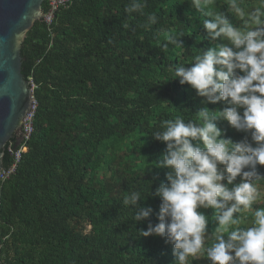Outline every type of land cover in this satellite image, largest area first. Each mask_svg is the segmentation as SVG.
I'll return each instance as SVG.
<instances>
[{"label": "trees", "instance_id": "obj_1", "mask_svg": "<svg viewBox=\"0 0 264 264\" xmlns=\"http://www.w3.org/2000/svg\"><path fill=\"white\" fill-rule=\"evenodd\" d=\"M130 2L72 0L50 29L36 22L25 37L21 70L34 86L35 110L19 163L0 182V253L7 264H175L164 238L138 236L158 223L160 200L153 193L166 182V169L153 166L166 144L152 131L175 111L195 116L202 107L223 109L202 105L168 71L209 46L201 27L211 17L192 9L190 0H144L143 14L127 13ZM215 7L228 5L217 0ZM148 14L157 16L155 25ZM169 30L183 31L184 54L171 45L161 50ZM216 123L225 138H244L230 133L226 121ZM12 162L6 149L3 169ZM258 170L264 176V166ZM146 187L138 204L153 211L137 223L123 198ZM215 228L210 222L208 232Z\"/></svg>", "mask_w": 264, "mask_h": 264}, {"label": "clouds", "instance_id": "obj_2", "mask_svg": "<svg viewBox=\"0 0 264 264\" xmlns=\"http://www.w3.org/2000/svg\"><path fill=\"white\" fill-rule=\"evenodd\" d=\"M226 3L227 10L220 11L217 0H190L192 9L211 17L201 27L209 46L168 66L170 79L189 85L202 105L220 103L223 109L202 107L195 116L175 111L179 114L152 131L154 140L166 144L153 165L166 169V182L153 193L160 200L158 223H149L138 236L164 238L175 264L204 258L210 264H264V176L258 170L264 166V0L247 7L245 0ZM145 6L144 0H131L125 11L143 14ZM147 21L155 25L157 16L148 14ZM183 36L167 31L161 50L171 45L184 54ZM218 120L244 138H225ZM146 191L129 190L123 198L137 223L153 211L138 204ZM208 209L211 216L200 211ZM212 221L216 228L209 233Z\"/></svg>", "mask_w": 264, "mask_h": 264}, {"label": "water", "instance_id": "obj_3", "mask_svg": "<svg viewBox=\"0 0 264 264\" xmlns=\"http://www.w3.org/2000/svg\"><path fill=\"white\" fill-rule=\"evenodd\" d=\"M44 0H0V175L6 146L21 145L23 119L34 104L30 81L22 76L21 46L36 22L44 20Z\"/></svg>", "mask_w": 264, "mask_h": 264}, {"label": "built area", "instance_id": "obj_4", "mask_svg": "<svg viewBox=\"0 0 264 264\" xmlns=\"http://www.w3.org/2000/svg\"><path fill=\"white\" fill-rule=\"evenodd\" d=\"M71 1L72 0H46L47 10L45 13H43V15L45 16L43 22L46 24L48 29H50L55 13L58 10L67 7L71 3ZM30 83L33 92L34 86L31 80ZM34 110H35V101L31 109V112L22 121L21 132L19 134L22 138L21 145L18 148H14V142L10 141L6 146L7 152L10 154V157L12 158L13 162L8 169L2 170L0 175V182L7 179L15 171L16 166L19 163L21 154L23 152L22 148L25 145V143L29 140L33 131L32 119L34 116ZM0 264H7L3 259V257L1 256V253H0Z\"/></svg>", "mask_w": 264, "mask_h": 264}, {"label": "rangeland", "instance_id": "obj_5", "mask_svg": "<svg viewBox=\"0 0 264 264\" xmlns=\"http://www.w3.org/2000/svg\"><path fill=\"white\" fill-rule=\"evenodd\" d=\"M229 131H230V133H232V134H241V132H236L234 129H229ZM257 206H259V207H261L260 205H257ZM258 208V207H257Z\"/></svg>", "mask_w": 264, "mask_h": 264}]
</instances>
